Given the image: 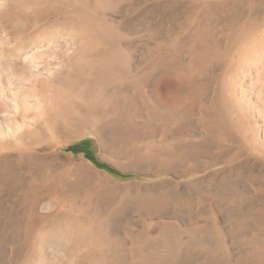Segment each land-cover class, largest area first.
Returning <instances> with one entry per match:
<instances>
[{
	"label": "rangeland",
	"instance_id": "1",
	"mask_svg": "<svg viewBox=\"0 0 264 264\" xmlns=\"http://www.w3.org/2000/svg\"><path fill=\"white\" fill-rule=\"evenodd\" d=\"M0 264H264V0H0Z\"/></svg>",
	"mask_w": 264,
	"mask_h": 264
},
{
	"label": "trees",
	"instance_id": "2",
	"mask_svg": "<svg viewBox=\"0 0 264 264\" xmlns=\"http://www.w3.org/2000/svg\"><path fill=\"white\" fill-rule=\"evenodd\" d=\"M69 150L73 151L74 153H83L85 158H87L89 161L94 163L98 168L106 170L107 172L123 178V179H131L135 177L134 174L129 173H123L116 169L115 167L109 165L108 163H105L102 161L98 156V148L97 144L93 139L90 138H84L72 145L69 146Z\"/></svg>",
	"mask_w": 264,
	"mask_h": 264
},
{
	"label": "bare ground",
	"instance_id": "3",
	"mask_svg": "<svg viewBox=\"0 0 264 264\" xmlns=\"http://www.w3.org/2000/svg\"><path fill=\"white\" fill-rule=\"evenodd\" d=\"M63 129V128H62Z\"/></svg>",
	"mask_w": 264,
	"mask_h": 264
}]
</instances>
